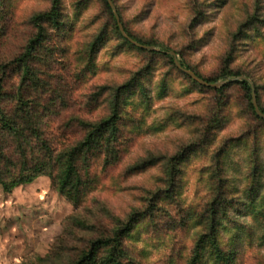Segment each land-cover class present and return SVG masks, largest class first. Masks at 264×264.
Returning <instances> with one entry per match:
<instances>
[{
	"label": "rangeland",
	"instance_id": "1",
	"mask_svg": "<svg viewBox=\"0 0 264 264\" xmlns=\"http://www.w3.org/2000/svg\"><path fill=\"white\" fill-rule=\"evenodd\" d=\"M115 1L128 30L159 45L145 52L126 45L104 0H63L66 28L49 32L32 63L39 87L26 93L51 152L39 141L9 138L13 163L4 180L24 163L50 167L11 192L0 185V264H76L94 243L129 226L122 264H191L214 210L232 264H264V123L230 81L237 77L219 80L230 84L221 93L202 88L166 56L176 52L211 80L226 69L244 74L264 108V0ZM50 7L51 0H0L6 112L15 111L23 78L15 60L37 32L33 18ZM101 33L108 40L90 69ZM129 88L117 114L118 91ZM106 124L103 139L77 158L87 191L76 207L59 190L64 160ZM203 256L202 264H216L208 251Z\"/></svg>",
	"mask_w": 264,
	"mask_h": 264
},
{
	"label": "trees",
	"instance_id": "2",
	"mask_svg": "<svg viewBox=\"0 0 264 264\" xmlns=\"http://www.w3.org/2000/svg\"><path fill=\"white\" fill-rule=\"evenodd\" d=\"M116 5V1L113 0ZM105 6L108 9L110 16L112 17L114 23V30L118 34L119 38L124 41L126 45L134 49H138L139 51L145 52V50L134 46L129 40H127L121 33L116 17L112 11L111 6L109 5L107 0H104ZM119 10V8L117 7ZM119 15L121 17V22L124 26L126 33L138 43L144 46H157L156 42H143L142 40L135 37L126 27L124 23V19L122 17L121 12L119 11ZM33 23L37 28V32L35 36L31 39L28 47L24 55L17 60H15V64L18 69H21L23 72V78L21 79V85L18 88V103L16 104L15 111L6 112L2 106L3 98L6 95L4 89V80L0 78V185L4 188V191L11 192L13 188L22 185L24 183H29L33 180V177L39 174H43L46 172V169L49 166L47 162L38 161L33 167L28 168V163L23 164V172L14 176L11 182H7L4 180L5 168L7 166L12 165L13 156L11 153L6 151V147L4 142H7L9 138H12L13 141H17L18 143L33 142L39 141L41 144V148L48 151L50 154L51 150L47 142L43 140L44 130L41 128V122L39 120L40 115L35 111V102H32L29 97L26 96L27 90L31 87H39L40 77L38 76V72L32 64L35 56L39 53L40 49L44 46L46 41H48L49 32L52 28H57L62 31L66 28L65 15H64V4L63 0H51V7L45 12H41L37 14L33 18ZM108 40V34L101 33L95 41L91 44V52L89 55L88 68H93L94 62L96 60V56L101 50L102 45ZM164 50V48L162 46ZM174 52V51H173ZM152 54H156L153 52H149ZM176 53V52H175ZM166 54V53H164ZM177 54V53H176ZM166 56L170 59L171 63L174 67L181 72L184 76L193 80L190 76L182 72L175 64L174 57L171 54H166ZM181 65L189 70H192L198 77L208 82L209 84H216L219 80H228L231 77H247L244 74H240L239 72H233V70L226 69L223 73L216 79L211 80L204 78L199 73L195 72L190 66H188L184 61H180ZM197 85L202 88H208L203 86L193 80ZM239 85L246 93V95L250 99V106L253 110L254 116L264 123V119L255 111L253 102H252V87L247 81H239L234 83ZM230 84L224 85L219 89H214L216 92H223L226 90ZM133 93V88H129L128 90H120L116 96L117 103V114L120 103H122L128 95ZM258 96V93H257ZM259 99V97H258ZM260 101V100H259ZM259 107L261 112L264 114V108L261 107L260 102ZM106 125L99 126L97 128H92L89 130L88 137L85 142L81 143L80 146L74 149L70 154L66 155L64 160V168L62 170V174L59 178V190L62 195H64L68 200L73 202L76 207H79L83 201L87 188L84 184L82 177L77 172V158H79L83 153L90 151L92 148V143H98L99 140L105 135L108 128H105ZM110 127V126H109ZM22 145V144H21ZM11 154V155H10ZM259 182L257 181L253 188L250 190L249 197L252 201L257 200L258 198V187ZM264 204V201H263ZM220 218H218V211H213V216L210 222V230L204 234L199 242L197 243L195 249V258L192 260L191 264H202L204 253L208 251L212 256L214 262L216 264H232L236 256L232 253L227 252L221 244L219 237V228L221 226ZM131 226L126 228V230H119L111 237H107L99 242V244L94 243V246L87 253L82 254L80 260L76 264H96L98 260V255L101 249H108V254L106 258L101 262V264H122V258L124 257V251L122 248V240L124 234H129ZM97 245V246H96Z\"/></svg>",
	"mask_w": 264,
	"mask_h": 264
},
{
	"label": "water",
	"instance_id": "3",
	"mask_svg": "<svg viewBox=\"0 0 264 264\" xmlns=\"http://www.w3.org/2000/svg\"><path fill=\"white\" fill-rule=\"evenodd\" d=\"M109 5L111 6L112 8V11L116 17V20L118 22V26H119V29L122 33V35L127 39L129 40L134 46L138 47V48H141V49H146V50H154L155 47L153 46H144L140 43H138L137 41H135L134 39H132L125 31L124 29V26L121 22V19L119 17V14L117 13V9L115 7V4L113 2V0H107ZM170 54L174 57V60H175V64L176 66L182 71L184 72L185 74H187L188 76H190L193 80H195L196 82H198L199 84L203 85V86H206V87H209V88H214V89H217V88H220L224 85V83L222 82H217L216 84H209L208 82L204 81L203 79H201L200 77H198L192 70H189V69H186L184 68L182 65H181V62L180 60L178 59V56L175 52H170ZM231 82H238V81H247L251 87H252V98H253V105H254V108H255V111L256 113L258 114V116L262 117L264 119V114L261 112L260 108H259V105L257 103V97H256V89H255V86L254 84L252 83V81L247 78V77H237V78H233V79H230Z\"/></svg>",
	"mask_w": 264,
	"mask_h": 264
}]
</instances>
